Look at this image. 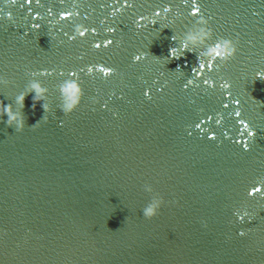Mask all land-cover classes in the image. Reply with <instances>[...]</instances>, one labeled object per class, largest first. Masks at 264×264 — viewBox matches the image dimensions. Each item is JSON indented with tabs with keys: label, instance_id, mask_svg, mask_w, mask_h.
I'll return each instance as SVG.
<instances>
[{
	"label": "water",
	"instance_id": "water-1",
	"mask_svg": "<svg viewBox=\"0 0 264 264\" xmlns=\"http://www.w3.org/2000/svg\"><path fill=\"white\" fill-rule=\"evenodd\" d=\"M201 15L209 44L239 50L197 76L205 45L178 59L170 49ZM258 72L264 0H0V76L12 81L0 100L19 110L36 78L52 105L33 109L30 93L22 130L0 120V264H264ZM70 77L84 96L65 114L58 84Z\"/></svg>",
	"mask_w": 264,
	"mask_h": 264
},
{
	"label": "clouds",
	"instance_id": "clouds-1",
	"mask_svg": "<svg viewBox=\"0 0 264 264\" xmlns=\"http://www.w3.org/2000/svg\"><path fill=\"white\" fill-rule=\"evenodd\" d=\"M11 3H15V0H11ZM199 13V6L194 7L192 10V14L196 15ZM5 15L7 19L13 21L15 20V17L13 16V13L11 11L7 12ZM157 15H160V13L157 12ZM208 24L209 19L201 15L199 17V20L195 23V29H190L184 34L179 47H172L170 49L171 57L178 59L183 56L186 51H194L195 48L201 47L202 44L205 45V47H203L202 50L199 52V71H197V76L203 75L205 69L212 70L220 68L222 65H218L216 63L217 59H219L223 63H227L233 57H235L239 50L238 40H234L232 38L220 37L214 43L209 44L208 41L213 37V30L208 27ZM81 28H83V31H81ZM87 31L88 29L83 24H79L76 26V32L81 36H83ZM112 31H114V29H112ZM173 39L175 40V37H173ZM111 43V40L105 42V44ZM95 46L99 47V44ZM190 46H192V48H190ZM134 59L140 60L141 55L135 56ZM104 68L106 69V71H103L105 76H109L115 71V69L111 67ZM45 74H47L46 71L40 73H31L32 77H37L39 75ZM72 75L74 76L75 73H73ZM256 75L257 77L264 78V72H258ZM10 83H12V81L8 77L0 76V84L8 85ZM193 83H195V81L189 79L188 84ZM204 83L209 86L215 85V81L211 78L205 80ZM222 86L224 88L231 87L228 81H225ZM185 87H187V85H185ZM58 90L61 96L65 97L67 100V103L61 106L62 111L65 114L73 112L81 104L82 98L84 96V89L78 78L74 79L70 77L68 79L63 80L58 84ZM49 91L50 89L45 86L41 80L36 78L31 79L26 85L25 90L20 92L15 98V103L20 106L19 110L14 109L12 103L5 105L4 102L0 100V120H3V117L6 115L7 124L9 126L15 125L17 130H22L26 125V116L23 113V108L25 106V98L30 93H35V95L33 96V109H35L36 103H41L45 112H50L52 111V105L48 102ZM146 95H148L147 91ZM42 119L47 120V117L44 115ZM39 122L40 121H38L36 124L31 125V127H36ZM151 188V185H147L148 190H151ZM257 192H261V185L256 188H252L249 192V195H254ZM261 194L264 195V192H262ZM163 203L164 200L161 196L159 198L151 200L149 204L143 209V215L149 219L155 217L159 214V210L162 207ZM244 215H248L246 210L240 218L243 219Z\"/></svg>",
	"mask_w": 264,
	"mask_h": 264
},
{
	"label": "snow or ice",
	"instance_id": "snow-or-ice-1",
	"mask_svg": "<svg viewBox=\"0 0 264 264\" xmlns=\"http://www.w3.org/2000/svg\"><path fill=\"white\" fill-rule=\"evenodd\" d=\"M29 3H31V0H29ZM103 71H106V69H104Z\"/></svg>",
	"mask_w": 264,
	"mask_h": 264
}]
</instances>
